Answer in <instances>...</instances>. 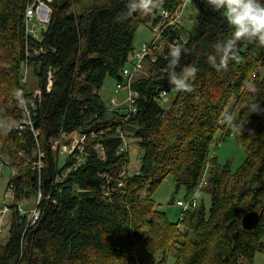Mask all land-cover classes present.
<instances>
[{"label":"trees","instance_id":"16d2710c","mask_svg":"<svg viewBox=\"0 0 264 264\" xmlns=\"http://www.w3.org/2000/svg\"><path fill=\"white\" fill-rule=\"evenodd\" d=\"M32 1L0 0V133L5 136L2 152L18 169L11 179L18 200L38 190L34 136L14 130L19 96L32 95L22 82L24 19ZM182 1L157 0L146 15H129L127 0L91 3L80 12L75 0L49 3L51 19L39 44L46 52L30 62L43 92L35 121L47 156L42 185L51 198L36 225L26 224L27 215L13 214L9 237L0 241V264H167L171 257L174 264H254L256 253L264 249V45L240 41L237 60L226 69L213 67L207 57L233 29L205 0H194L199 11L193 25L168 36L187 49L176 70L198 67L191 90L169 83L167 46L132 81L139 93L136 112L107 105L100 94L108 77L126 82L124 69L134 62L137 30L150 21L159 23L160 9L173 11ZM50 69L54 82L48 91ZM163 92L176 93L170 107L161 103ZM8 122L11 127L5 131L2 125ZM75 130L89 135V155L82 166L58 179L66 168H58L51 142L61 132ZM121 130L144 152L132 175ZM229 137L246 153L236 170L231 162L221 164L216 154L218 143ZM97 143L103 145L104 159ZM170 175L176 193L184 189L185 198L206 175L202 190L209 192L210 206L202 202L171 221L154 199ZM253 210L260 211L261 219L256 229L245 230L242 216Z\"/></svg>","mask_w":264,"mask_h":264},{"label":"built area","instance_id":"2783aa9c","mask_svg":"<svg viewBox=\"0 0 264 264\" xmlns=\"http://www.w3.org/2000/svg\"><path fill=\"white\" fill-rule=\"evenodd\" d=\"M53 0H33L30 5H28L25 12V68L22 75V82L27 85L28 74H29V65L30 59L33 55H38L43 52H46L43 46H39L42 41V37L37 34V19L40 23L48 24L51 19L52 8L50 7V2ZM183 3L175 10H170L167 8H162L159 11V16L162 18L161 21L157 24L152 23V30L154 31V37L150 43H144L138 50L135 52L134 62L131 67H125L124 75L126 77V82H117L115 92H119L120 89L127 88L128 92L126 98L122 104L127 105L126 110L129 114L137 111L136 103L139 99V93L132 88V81L137 76L141 75L145 71V63L149 58H158V55L164 54L165 50L168 47H174L177 44V38H174V42L170 40L168 36L172 32L180 30L185 24V12L189 4H193L194 0H184ZM173 42V43H172ZM175 43V44H174ZM53 71L50 69L48 71V83L47 89L51 90L53 86ZM256 76V74H254ZM32 95L21 94L17 101V106L20 111V117L17 120L14 130L18 135H23L26 132L30 131L34 136L36 141V150L35 158L32 160L33 170L38 172V190L34 195L35 203L32 208L29 210L25 209V205H29V199L23 198L22 200L17 199V187L13 181H9L6 192L4 195L3 201H0V235L5 233V225L7 224L8 218L13 219V214L19 212L20 214L27 215V225H36L37 222L41 219L44 209L45 202L51 198V193L47 194L42 185L43 179V170L45 168V158L46 152L41 144L42 131L36 125L35 117L39 109V105L42 102L43 92L40 88H37L35 92L31 93ZM168 94L163 92L161 93L160 98H166ZM22 101V102H21ZM111 104L116 107L121 106V103H118L117 98L112 97L110 100ZM120 136L123 140L122 150L128 149V141L126 139V134L122 130L120 131ZM90 137L87 133L75 130L70 134H61L56 137L51 145L54 151L58 152V168L65 167L66 169L62 171V174L58 175V179L65 177L71 170H76L84 164L88 155L89 148L88 144ZM95 148L98 150L99 156L101 159L106 157V152L103 148L102 143H97ZM19 154L24 155L22 151H19ZM71 157V158H70ZM63 162L61 163V159ZM69 158L71 163L66 165ZM10 164L12 167L13 177L18 176V169L12 165V161L9 155L5 153L0 154V170L5 163ZM125 175V171L121 173V176ZM207 176L204 175L201 179L198 189L187 198H182L176 200V204L182 209V213L188 210L189 208H195L199 205L198 194L202 188L207 183ZM123 182L119 183V186H122ZM108 194V193H107ZM12 222V221H11Z\"/></svg>","mask_w":264,"mask_h":264},{"label":"rangeland","instance_id":"374dc122","mask_svg":"<svg viewBox=\"0 0 264 264\" xmlns=\"http://www.w3.org/2000/svg\"><path fill=\"white\" fill-rule=\"evenodd\" d=\"M106 0H75L77 11L80 12L82 7L90 8V4L93 3L94 5H101L104 4ZM199 7L196 3L189 4L186 9V16L185 17V26L186 28L190 29L191 25H193L194 20L196 19V14H198ZM187 14H191L188 17ZM37 23V34L42 37L43 32L47 29L48 24L40 23L37 19H35ZM154 37V31L152 30V21L147 26H142L137 30L136 37H135V50H138L144 43H150ZM134 59V55H133ZM132 64L129 63L128 67H131ZM28 82H27V91L28 92H35L36 89L39 87V78L37 72L35 70L34 63H30L29 65V74H28ZM117 82L114 78L108 77L104 83V86L100 90V94L102 96V100L105 101L107 105L113 106L110 102L112 97H116L118 103H121L122 108L127 107V105L122 104L124 99L127 95V88L120 89L119 92H115ZM176 93L172 92L166 96V98L161 99V103L165 107H170V104L173 102ZM124 110V109H123ZM220 137V133L218 134L217 138ZM5 136L3 133H0V154L2 153L3 143H4ZM128 141V149L130 153V162H129V174H134L137 172L142 164V156H143V149L139 146L136 142L135 138L131 136L127 132ZM219 149L217 151V158L221 164H226L228 162L232 163L233 170H236L245 160L246 153L243 146H241L238 141L234 137H229L227 141L219 142ZM214 148V147H213ZM214 149H212V153ZM63 162V158L61 159V163ZM13 178L12 167L10 166L9 162L5 163L1 170H0V201H3L4 195L6 192L7 185L9 181ZM176 188V182L173 177L170 175L168 176L160 187L156 190L154 194V199L157 202V209L164 211L168 214V217L171 221L177 222L182 214V209L176 204V200L185 198L186 191L181 189L178 193ZM35 197L29 198V205H25V209L29 210L34 206ZM199 205L200 203H204L206 207L210 206L211 197L207 189H203L198 194ZM174 200V202H173ZM11 216L8 218L7 224L5 225V233L0 235V241L5 242L10 234V226H11ZM254 260V264H264V249L260 250L256 253ZM174 258L171 257L167 264H174Z\"/></svg>","mask_w":264,"mask_h":264},{"label":"clouds","instance_id":"9594fccd","mask_svg":"<svg viewBox=\"0 0 264 264\" xmlns=\"http://www.w3.org/2000/svg\"><path fill=\"white\" fill-rule=\"evenodd\" d=\"M214 11L221 12L233 29L231 37L216 45L215 54L207 57L208 63L219 69H226L230 61L239 58L238 44L240 41L264 45V0H205ZM127 12L149 14L157 7V0H127ZM187 49L183 45L171 47L169 57V83L180 90H191L198 67L185 66L180 71L182 53ZM20 94H18L19 96ZM22 102V101H21ZM231 119V117H228ZM7 131L11 123H4Z\"/></svg>","mask_w":264,"mask_h":264},{"label":"water","instance_id":"95a60500","mask_svg":"<svg viewBox=\"0 0 264 264\" xmlns=\"http://www.w3.org/2000/svg\"><path fill=\"white\" fill-rule=\"evenodd\" d=\"M242 225L245 230H253L256 229V226L258 225L260 219H261V213L258 210H253L248 213H246L244 216H242Z\"/></svg>","mask_w":264,"mask_h":264}]
</instances>
